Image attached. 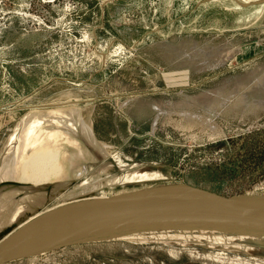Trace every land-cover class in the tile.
I'll use <instances>...</instances> for the list:
<instances>
[{
	"label": "rangeland",
	"instance_id": "1",
	"mask_svg": "<svg viewBox=\"0 0 264 264\" xmlns=\"http://www.w3.org/2000/svg\"><path fill=\"white\" fill-rule=\"evenodd\" d=\"M70 122L61 186L6 229L180 186L264 204V0H0V163L24 127ZM192 204L1 264H264L259 219Z\"/></svg>",
	"mask_w": 264,
	"mask_h": 264
},
{
	"label": "bare ground",
	"instance_id": "2",
	"mask_svg": "<svg viewBox=\"0 0 264 264\" xmlns=\"http://www.w3.org/2000/svg\"><path fill=\"white\" fill-rule=\"evenodd\" d=\"M69 125H70V127L67 126L66 129H64V130L63 129L62 130L61 129H54V130L49 131V132H42L43 129H40V128H33V129H30L24 133L22 131V133L20 132V135L13 140L14 143L10 147V149L6 150L4 157H3V160H1V163H0V185L1 184L9 185L11 189L10 188L4 189L6 191L2 190L1 192H3V193L0 192L1 193L0 199L2 198L0 200V213L4 209L2 207L8 206V208H9V210H8L9 214L5 215L6 214L5 213L6 211H5L4 212L5 214H3L2 217L0 218V233L3 232L4 230H6L5 225L9 226V224H11L15 221H16L15 223L17 224V222L20 221L19 218L22 217V214L23 215L26 214L24 211L27 209V206H28L27 204H29L30 200L32 202H35V200H36L35 203H37V204L41 203L40 201H38V198L42 197V199H43L44 194H37V192L46 191L47 195L50 196L55 191L54 185H53L52 189L50 187L46 188V189H44V187H42L43 189L42 188L40 189L41 186L48 185V183H50L52 181H55V185H57L58 187L61 186V185L59 186L58 184H56L57 183L56 180H58V182H59V180H63L62 178H64V176H65L64 175L65 170L63 171L64 165H63L62 160L60 159V157L58 156V153H57V152H60L59 144L61 142V139L64 137L66 143H69L71 146L78 148V142H76L74 139H70L67 137L70 134L72 135L73 130H71V129L74 128L73 123L70 122ZM58 130L64 132L65 134L59 132ZM67 132H69V135ZM11 148H12V150H11ZM11 153L13 154L12 156L7 155V154H11ZM40 153H41L42 157L37 156L34 158V156L36 154H40ZM61 154H63V153H61ZM81 154L82 153L79 151L78 155L77 156H71V159H77ZM5 158L8 159V162H9V163L6 162L7 164H9V167H7V169H6V167L3 168V161ZM30 158H34V159H31L29 162ZM64 158L65 157H63V159ZM84 168L86 169L85 166H84ZM1 170H3V171H1ZM16 183H19V184H16ZM53 184H54V182H53ZM48 186H50V185H48ZM13 187H15L16 189ZM51 187H52V185H51ZM18 188H20V189H18ZM36 188H38V189H36ZM55 189H56V187H55ZM152 190L151 191L149 190L148 192H141L144 194L139 193L138 195L133 196L131 198H128L127 200H123L121 202H115V203H112L109 201H103V199H99V198L96 200L93 199L92 200V201H94L93 203L87 204V202H86V204L84 203L82 205H78V206H80L81 212L78 209V211L80 213H78L76 211L78 214H75V215H79V214H83V213H86V214L87 213L111 214L112 212H110V210L113 209V207L120 206V205L121 206L132 205L133 207L134 206H136V207L137 206L148 207L150 205H156V204H167L170 200H172V198H175V196H176V195L172 194L171 191L169 192L168 189H164V190L158 189V191H155V189H154V191H152ZM15 191H23L24 197H26V198L23 197L24 199L22 198V201H19V202L17 201V203H14V205H16V204L17 205L14 206L13 208H11L9 205V202L16 199V197L13 196V192H15ZM30 196H31V198H30ZM35 196H38V197L35 198ZM27 199L29 200L28 203L27 202H25L26 204L23 203ZM96 201H99L101 203H97ZM32 205L33 204H31V206ZM112 205H114V206H112ZM190 205H194V204H190ZM251 207H253V208H251V210H253L252 212L256 213V215L264 216V208L256 206V205L255 206L252 205ZM28 208H29L28 210H31L30 208L33 209V207H30V205ZM141 208H144V207H138V209H136V208L135 209L137 211ZM195 208H193V209H195ZM72 209H74V208L71 207V209L67 208L65 210H59L57 212H54L53 214L52 213L48 214V215L46 214L45 216L36 220L37 222L33 223L29 227L34 226V225H38V224L42 223L44 220H48L50 218H56L59 216L69 215L70 214L69 212H71ZM115 209L119 210V208H116V207H115ZM196 209H198V208H196ZM188 210H189V207L187 208V211ZM125 211H128V210H125ZM129 211H133V210L131 209ZM136 211H133L131 213H134ZM177 211H179V210H177ZM181 211L185 212V210H181ZM73 212H75V211H73ZM123 212L124 211H122V210L120 212L117 211V213H123ZM211 212L213 213V211H211ZM221 212H223L225 215H227V214L231 215L232 214L233 216L236 217V219L243 220V219H240V217L237 216L236 214H233L231 212H227L226 210H221ZM67 213H69V214H67ZM116 215H117L116 213L111 214V216H116ZM2 220H4V221L2 222ZM243 222L246 223L247 225H250L248 222H245V220H243ZM253 222H255V221H253ZM19 224H20V222L18 223V225ZM261 224L262 223H260V226H261ZM254 225H251V226H254ZM257 226L259 227V224ZM10 228L13 229V226ZM259 228H261V227H259ZM263 229H264V227H263ZM68 230H69L68 227L65 226L64 228H59V229L55 230L54 233L57 232V234H59V233L61 234V233H64ZM51 233H48V234H51ZM48 234H46V235H48ZM41 235H45V233L40 232L39 234L34 236L32 238V240L33 241L38 240ZM10 258L11 257L8 255L0 258V264L2 261H5V259H10Z\"/></svg>",
	"mask_w": 264,
	"mask_h": 264
},
{
	"label": "water",
	"instance_id": "3",
	"mask_svg": "<svg viewBox=\"0 0 264 264\" xmlns=\"http://www.w3.org/2000/svg\"><path fill=\"white\" fill-rule=\"evenodd\" d=\"M66 186H64V188ZM170 191L172 194L180 196V198H172L167 204L144 206V208L137 211L134 210L136 211L134 213H131L133 211L117 213V211H114L116 209H111L110 212L116 213V216H111L112 213H83L79 215H64L50 218L38 225L31 227L27 226L23 230L17 232H15L17 225L13 229L9 227L0 233V258L8 255L11 257L7 260L8 262L42 253L58 246L88 241L86 239L101 232L128 229L129 227H135L145 223L157 222L159 218L171 220L168 218V214L176 213L177 210L192 203H196L197 207H203L204 205L205 208L203 209H206V212L210 210H226L244 219H259L260 222L264 224V216H258L251 210V208H253L251 207L252 205L262 206V208H264V204L258 202L260 200L245 199L242 197H223L187 186H180L179 188L169 190V192ZM126 197L127 196L113 198L109 200V202H121L127 200L128 198ZM199 204H201V206H199ZM65 226L68 227V231L58 236L57 232L54 233L55 230L64 228ZM40 232L45 233V235H41L38 240L33 241L32 238ZM39 246H43L41 251H36L39 249ZM20 255L24 256L21 257Z\"/></svg>",
	"mask_w": 264,
	"mask_h": 264
},
{
	"label": "crops",
	"instance_id": "4",
	"mask_svg": "<svg viewBox=\"0 0 264 264\" xmlns=\"http://www.w3.org/2000/svg\"><path fill=\"white\" fill-rule=\"evenodd\" d=\"M26 128H27V126L24 127V129H23V133H24V130H26ZM25 132H26V131H25ZM6 162L9 163V162H8V159L5 158L4 161H3V168L7 166V163H6ZM6 169H7V168H6Z\"/></svg>",
	"mask_w": 264,
	"mask_h": 264
}]
</instances>
